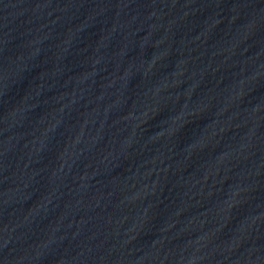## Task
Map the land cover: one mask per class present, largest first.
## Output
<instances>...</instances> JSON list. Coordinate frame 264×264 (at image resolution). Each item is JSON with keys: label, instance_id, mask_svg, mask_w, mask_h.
<instances>
[{"label": "water", "instance_id": "obj_1", "mask_svg": "<svg viewBox=\"0 0 264 264\" xmlns=\"http://www.w3.org/2000/svg\"><path fill=\"white\" fill-rule=\"evenodd\" d=\"M0 264H264V0H0Z\"/></svg>", "mask_w": 264, "mask_h": 264}]
</instances>
